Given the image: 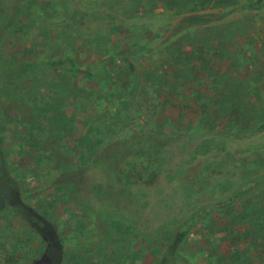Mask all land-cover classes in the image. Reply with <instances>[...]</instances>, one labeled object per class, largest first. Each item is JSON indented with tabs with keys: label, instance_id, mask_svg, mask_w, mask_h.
Returning a JSON list of instances; mask_svg holds the SVG:
<instances>
[{
	"label": "rangeland",
	"instance_id": "1",
	"mask_svg": "<svg viewBox=\"0 0 264 264\" xmlns=\"http://www.w3.org/2000/svg\"><path fill=\"white\" fill-rule=\"evenodd\" d=\"M256 1L214 0L225 18L177 31L161 0H0V163L47 219L34 229L7 200L0 249L159 264L186 230L177 264H264V0L241 7ZM130 63L124 89L112 75ZM149 128L166 147L117 165L107 146Z\"/></svg>",
	"mask_w": 264,
	"mask_h": 264
},
{
	"label": "trees",
	"instance_id": "2",
	"mask_svg": "<svg viewBox=\"0 0 264 264\" xmlns=\"http://www.w3.org/2000/svg\"><path fill=\"white\" fill-rule=\"evenodd\" d=\"M161 1L166 3V5L168 6H171L172 9H176L178 11L180 18L176 23L177 31H184L195 26L212 23L214 21L225 18L229 14V12H223L218 14V13H212L206 11L208 5H210V3L214 0H161ZM188 1L193 2L194 5L191 7L187 6ZM260 5H261V0H257L256 2H247L241 7L254 8V7H259ZM18 66H17L18 69L15 66H13L12 67L13 69L12 68L11 69L14 71H20V72L25 71L26 73H28L29 66H31L32 68L33 66L36 65L24 64V66H22V64H20ZM60 66L62 65H60L58 62H45L46 68L51 69ZM64 67L71 71H77V67L71 64L66 65L65 63ZM117 70H122L121 71L122 73L120 72L117 75H112V80L114 81L115 79V83L119 87H122L124 89L128 88L129 83L132 82L131 76L135 70L134 65L130 63L128 64V69L124 70V67H118ZM88 75L91 76L90 73ZM261 127H264V125H262ZM163 134L164 133L157 131L155 128L141 129L135 132V134L132 135L130 140H126L123 143L117 144V146L114 147L115 149L112 146L108 145L107 152L113 155L117 159L118 161L117 165H123V163H126L127 161H120L118 155L116 154L125 155L124 160L129 157H134L137 159V157H144L146 155L157 154L159 153V151L164 149L169 142L168 138L163 136ZM5 175L8 176L9 173L5 172ZM7 180L9 179L7 178ZM17 205L22 208L23 213L31 221L35 220V216H33L32 214H30L29 211L24 209L23 204L16 203V206ZM186 234L187 231L183 230L175 235L173 240L166 246L165 250L161 254L159 264H177L175 262L176 252L180 244L184 240ZM5 262L6 264H16L17 260L14 256L7 255ZM184 264H189V263L187 261H184Z\"/></svg>",
	"mask_w": 264,
	"mask_h": 264
},
{
	"label": "flooded vegetation",
	"instance_id": "3",
	"mask_svg": "<svg viewBox=\"0 0 264 264\" xmlns=\"http://www.w3.org/2000/svg\"><path fill=\"white\" fill-rule=\"evenodd\" d=\"M5 172L9 173L6 170V167L3 166V164L0 163V207L5 206L6 204H9L7 202V200H12L11 204L16 205V203H21L23 204L22 200L19 198L18 200V192L16 191V180L14 179V177L9 173L8 176L5 175ZM7 178L9 180H7ZM11 181V182H10ZM9 182V184H8ZM9 189V190H8ZM25 206V207H24ZM23 208L26 209L27 211L30 212V214H32L33 216H35V220L31 221L24 213L21 207H19L17 205L16 209H19L22 213H23V217H25V219L27 220V223L29 225H31L34 229H39L41 227H43L45 225V223L47 222V219L44 218V216L39 215L35 210H33L31 207L26 206L23 204ZM45 222V223H44ZM47 244V238L45 237V240L43 242V247L46 248ZM49 245H54V242L51 240V244L49 242ZM59 246V243H58ZM59 248V247H58ZM48 254V253H47ZM46 254V255H47ZM7 255H11L9 253H6L4 251H2L0 249V264H6L5 259L7 258ZM13 256V255H12ZM48 258V257H47ZM47 258H45L42 262L46 263L47 262ZM59 259V257H58Z\"/></svg>",
	"mask_w": 264,
	"mask_h": 264
}]
</instances>
